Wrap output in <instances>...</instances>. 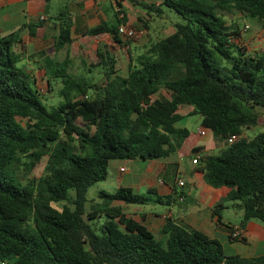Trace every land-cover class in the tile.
<instances>
[{"label": "trees", "instance_id": "16d2710c", "mask_svg": "<svg viewBox=\"0 0 264 264\" xmlns=\"http://www.w3.org/2000/svg\"><path fill=\"white\" fill-rule=\"evenodd\" d=\"M130 1L151 19H163V8L173 11L172 32L134 54L132 36L117 31L126 17L116 9L81 31L110 37L84 55L86 72L98 69L99 81L70 73L67 56L43 57L45 85L56 87L58 98L49 106L32 73L18 65L22 31L33 35L41 21L0 35V264H264V254L224 255L217 240L169 217L156 237L112 204L161 202L158 196L118 186L99 190V201L87 199V188L106 177L108 160L174 153L188 135L177 126L178 109L187 105L220 143L212 152L192 149L196 170L207 185L228 188L224 199L240 209V225L254 219L264 227V129L242 136L264 109V50L249 53L239 44L237 20L222 17L235 12L264 26V0ZM137 20L147 28V18ZM49 21L55 50L69 45L66 6ZM106 44L123 54L124 72ZM231 134L239 137L227 144ZM43 157L40 174L29 176ZM220 208L211 207L218 219Z\"/></svg>", "mask_w": 264, "mask_h": 264}, {"label": "crops", "instance_id": "0c3cea01", "mask_svg": "<svg viewBox=\"0 0 264 264\" xmlns=\"http://www.w3.org/2000/svg\"><path fill=\"white\" fill-rule=\"evenodd\" d=\"M45 1L47 0L29 4L30 0H0V32H10L17 29L20 25L41 21L38 27L32 29L33 35H28L27 29L22 31V47L18 48V50L22 54V61L20 59L19 63L29 58L33 64L38 65L39 74L43 79L45 76L44 69L42 68L43 65H40L41 57L48 56L54 58L57 52L66 46L55 50L53 45L55 30L50 27L51 23L49 21V17L54 15L60 7L66 6L71 17L72 26L70 37L72 40L75 34L90 36L82 35L81 31L87 27H92L101 22L108 21L116 9L123 10L126 17V26H130L129 24H132L133 21L129 15L130 13L127 14L125 9L129 10L130 8L132 11L137 10V16L144 19L147 18V28L143 29L141 27L142 29L140 31L143 35H146L148 30L151 29L150 24L156 23L155 18L151 19L150 17H146L144 10L139 5L133 4L130 0H67L66 4L56 7L50 13L42 10L40 11L41 8H45ZM56 1L58 2V0ZM138 1L146 3L152 2L155 5L159 2V0ZM116 2L118 5H116ZM130 10L129 12H131ZM169 28L171 27L169 26ZM171 32L172 28L163 36ZM90 37L94 38V41L85 49L84 55L91 46L102 47V43L105 40L110 43V37L105 33ZM97 37L100 40L95 39ZM148 40L149 37L141 43L144 45ZM148 43L150 42L148 41ZM104 47L108 50L109 54L115 57V51H118V49L112 48L110 44H106ZM64 49L66 50V48ZM65 50L64 56H66ZM122 57H124L123 54ZM180 109H178L179 114H181ZM197 136H205V132L202 136ZM196 147H200L202 151L212 152L215 150V142L212 137L203 142L198 141V139L193 140V142L189 144L185 142L180 145L176 152L161 159L108 160L107 167L110 168L116 178H120V175L128 173L126 162L132 163L134 160L142 162V164H144L142 167H136L130 171L131 177L123 181L122 183L124 184H121V182L116 179L117 187H128L132 192L133 190L139 192L138 194H143L142 192H145L151 199L158 196L162 200L158 203L165 204L167 208H164L162 213H158L154 210H142L138 207H130L133 209L131 210L132 212L136 209L138 213L141 214L137 219L133 215H127L124 212L123 207H128V204H122L119 201H115L114 204L121 205L126 216L143 223L151 231L152 228L159 230L163 219L169 217L176 224L185 228L197 229L218 242V235H224L227 242L230 243V246L235 248L234 255L252 257L264 254V227H262L258 221L251 219L243 225H240V219L237 223H229L225 221L221 215L218 219L216 215L211 213V207L224 199L228 188L224 186L211 187L203 181L201 173L196 170V164L191 163V158L194 155L198 156L196 153L194 155L191 154L192 149ZM119 167L124 168L122 173L118 172ZM179 182H181V184H179ZM167 196H169V198H166ZM230 204L232 205L231 202ZM237 209L240 211L239 208ZM233 226H239L241 228L240 239L230 240L228 238V230ZM219 244L222 247L220 242Z\"/></svg>", "mask_w": 264, "mask_h": 264}, {"label": "rangeland", "instance_id": "374dc122", "mask_svg": "<svg viewBox=\"0 0 264 264\" xmlns=\"http://www.w3.org/2000/svg\"><path fill=\"white\" fill-rule=\"evenodd\" d=\"M42 0H30L29 4H33L36 2H41ZM67 0H47L45 1V8H41L40 11L44 12H51L56 7H60L64 4H66ZM164 9V17L163 19L155 18L156 23L150 24L151 29L148 30L147 34L143 35L140 33L141 31V24L137 20L138 18L142 19V17L137 16L136 13L137 10H129L125 9L127 14L130 15L132 18L133 23L129 24L135 31V34L130 38L131 40V48L133 53H139L143 49H145V46H147L149 42L154 41L155 39L163 36L164 34L168 33L171 28L170 22L178 21L177 15L166 8ZM137 16V17H136ZM222 17L226 21V23L230 24L232 21L237 20V24L239 27V44L242 45L249 53L252 52H259L264 50V26H261L258 22L252 20L251 18L246 17H240L238 18L236 16L235 12L232 13H224L222 14ZM160 25V26H158ZM244 25H247L248 27L245 28ZM129 26V27H130ZM171 27V26H170ZM8 32V31H7ZM0 32V35L6 34ZM149 37V40L144 43V45L141 43L143 40L145 41L146 38ZM95 39H99L98 37ZM100 40V39H99ZM94 41V38H91L90 36H80L75 34L73 36V40L69 45H66L64 48H62L57 54L55 55V60H61L64 56V50L65 54L69 60L67 69L72 74H85L86 76H91L94 81H99L102 79L101 73L98 69L92 68V71L90 73H87V67L84 65L85 57H84V51L86 48L89 47L90 43ZM49 51V50H48ZM115 57H116V68L124 72L125 67V60L124 57H122V53L118 50L115 51ZM40 59V65H43V57ZM22 61V59H21ZM18 65H22L25 69L30 71L35 79L34 81V87L38 90V92L41 94L42 97H44V102L47 106L51 104H55L58 100L57 96L55 95V88L51 90H47V87L45 85L44 79L39 74V69L37 68V64H33L31 60L28 58V60L23 61L22 63H18ZM51 84L56 82V79H53L50 81ZM158 94L166 95V93L163 90H160ZM190 107L185 105L182 106L180 109L181 114H183V117L181 120L177 123V126L184 127L188 135L181 141V144L191 143L193 140L198 139V141L203 142L207 141L212 137V134L209 130L205 129V136L198 137L196 133L197 127L200 126V116L198 114H187ZM259 117L257 124L254 126H251L249 128H243L242 129V136L245 138H251L254 134L264 129V109L258 108ZM216 141V140H215ZM180 144V145H181ZM219 142H215V147L219 146ZM180 147V146H179ZM176 152V151H175ZM191 153V152H190ZM194 155L193 153H191ZM189 159V158H188ZM44 163V157L41 158L40 162L31 170L29 176L31 175H39ZM142 162L139 160H134L131 162H126V168L128 169V173H124L120 175V178H116L109 167L106 169V177L103 180L97 181L90 185L86 190V197L87 199H93L94 201H99L97 194L99 190H103L105 192L111 193L114 191V189L117 187L116 179L121 182L125 181L126 179H129L131 177V170L136 167H142ZM134 193H139L135 190H133ZM145 194V192H142ZM71 194V192L69 193ZM232 201H227L225 199L220 200V205H222V208L218 209L217 211L219 214L223 217V219L229 223H237L240 219V211L233 205L230 204ZM113 204L115 201L112 202ZM59 204V203H58ZM128 207L124 206L123 210L127 215H133L135 218H139L141 216L140 213L136 209L132 212L130 207H138L142 210H154L158 213H162L164 211V208H167V206L163 203L158 202H149L147 204H128ZM126 207V208H125ZM152 232L154 236L158 237V230L152 228ZM219 239V242L221 243L222 252L225 255H234L235 248H232L230 246V243L227 242L224 235H218L217 237Z\"/></svg>", "mask_w": 264, "mask_h": 264}, {"label": "built area", "instance_id": "2783aa9c", "mask_svg": "<svg viewBox=\"0 0 264 264\" xmlns=\"http://www.w3.org/2000/svg\"><path fill=\"white\" fill-rule=\"evenodd\" d=\"M245 28H247L248 26L247 25H244ZM117 31L118 33L124 35V36H133L135 34V31L134 29L130 26H126V25H119L117 27ZM205 132V129L202 127V126H199L197 128V133L198 135L202 136ZM239 135H236V134H231L229 135L225 142L227 144L231 143L232 141H234L236 138H238ZM198 156L197 155H194L192 158H191V163H195V159L197 158ZM124 171V168L123 167H119L118 168V172L122 173ZM179 184H181V182H179ZM228 237L232 240L234 239H239L241 237V228L239 226H233L231 227L229 230H228Z\"/></svg>", "mask_w": 264, "mask_h": 264}]
</instances>
